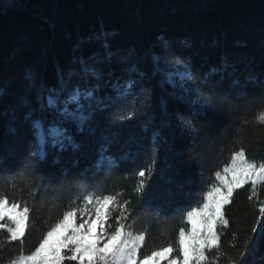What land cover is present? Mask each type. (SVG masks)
<instances>
[{"label": "trees", "instance_id": "trees-1", "mask_svg": "<svg viewBox=\"0 0 264 264\" xmlns=\"http://www.w3.org/2000/svg\"><path fill=\"white\" fill-rule=\"evenodd\" d=\"M163 41L197 77L187 85L191 91L177 77L168 83L169 66L154 71L152 57L163 54ZM133 64L138 71H126ZM85 66L100 73L99 81L86 79L99 83L96 95L110 106L82 129L66 122L65 147L49 148L44 160L33 157L31 121L52 120L40 107L48 89L69 73V88L82 85ZM176 68L185 71L184 64ZM130 78L138 83L119 111L135 116L117 122L107 97L116 95L113 84ZM198 94L226 99L215 107L190 103ZM262 113L264 0H0V193L30 209L23 245L10 244L0 230V264L29 254L91 192H119L129 202L138 218L131 230L146 234L141 256L178 247L179 229L189 228L187 211L202 205L235 151L264 162ZM141 179L146 187L137 192ZM262 204L264 184L234 190L223 209L228 226L217 225L219 247L206 253L207 264H264Z\"/></svg>", "mask_w": 264, "mask_h": 264}, {"label": "snow or ice", "instance_id": "snow-or-ice-1", "mask_svg": "<svg viewBox=\"0 0 264 264\" xmlns=\"http://www.w3.org/2000/svg\"><path fill=\"white\" fill-rule=\"evenodd\" d=\"M104 47L107 48L108 45L105 44ZM162 49V55L154 54L152 57L154 71L163 72L162 63L169 66L174 70L165 73L168 83H175L173 76L179 74L180 87L185 92L191 91L187 85L189 82L195 84L197 77L188 70L184 61L176 57L167 41L162 42ZM111 55V52L107 53L109 59ZM80 63L81 65L85 63L82 58ZM181 64L185 66L183 73H179L176 68ZM126 71L133 73L138 70L133 64ZM83 74L85 80L82 85L73 84L69 88L68 84L72 76V73H69L67 80L64 77L60 78L59 87L48 89L47 103L46 105L41 103L40 107L42 111L48 112L52 120L47 126L43 122L46 117L31 121L33 157L44 160L49 154V148L62 150L65 147V141L70 140V137L65 135L66 122H76L82 129L84 122L94 112L110 106L105 103V99L96 95L99 83L93 86L86 79L91 76L99 81L100 73L97 69L85 66ZM139 75L142 77L144 74ZM25 79L31 81L32 76L29 74ZM137 83V80L130 78L124 81L123 86L119 81L112 85L116 95L107 97V100L116 105L113 112L115 121L124 122L134 118L135 113L123 114L119 109L128 96L133 94ZM198 88L199 85H197ZM224 99L226 97L218 96L214 99L211 96L205 97L198 94L195 101L189 102L215 107ZM85 111H88L89 115H85ZM31 116L32 112L29 111L25 115V120H31ZM177 119L182 123L190 124L183 114L177 113ZM258 119L264 121V113ZM145 174L146 170H140L137 173L141 178H144ZM215 177L221 182V186L214 184L205 194L202 205L187 211L186 220L191 228L188 231L184 227L179 229L176 242L178 247L174 248L169 244L141 256L146 243V234L134 233L131 230L138 222V218L135 214L129 213V202L120 201L118 198L121 193L119 192L115 194L91 192L82 197L83 207L70 206L57 222L42 234L34 250L27 255H22L14 264H66V262L68 264L71 262L74 264H148V261H153V264H161V261H166L167 264H207L209 257L206 253L219 247L220 236L217 225L226 227L229 223L224 215V205L230 203L236 188L250 183L255 190L258 183L264 184V162L256 163L247 160L245 151L241 148L232 154L231 164L223 168V175L217 171ZM145 187V179H141L135 190L141 192ZM259 211L264 217V204L260 206ZM29 212L30 209L25 203L10 200L7 195L0 193V230L7 233L10 244L19 242L23 245ZM113 213L117 214L114 216ZM129 220H132V224L128 223ZM253 231L255 232V229Z\"/></svg>", "mask_w": 264, "mask_h": 264}, {"label": "rangeland", "instance_id": "rangeland-1", "mask_svg": "<svg viewBox=\"0 0 264 264\" xmlns=\"http://www.w3.org/2000/svg\"><path fill=\"white\" fill-rule=\"evenodd\" d=\"M173 70H174V69H173ZM173 70H171V71H173ZM178 72H179V71H178ZM179 73H181V72H179ZM174 77H177V78L179 79L178 81L180 82V76H179V74L175 75ZM180 83H181V82H180ZM230 164H231V161H230V163H229L228 165H230ZM221 173H222V175H223V169H222ZM229 179H231V176H230V175H229ZM216 185L221 186V182L217 180V184H216ZM81 207H83V202H82ZM190 228H191V225L189 224V228H188V230H190ZM188 230H187V231H188ZM22 255H27V254H21V255L17 256L16 258H14L13 260L7 262L6 264H14V262H15V261H18L19 258H20ZM161 263H163V264H167L166 261H161ZM148 264H153V261H148Z\"/></svg>", "mask_w": 264, "mask_h": 264}]
</instances>
